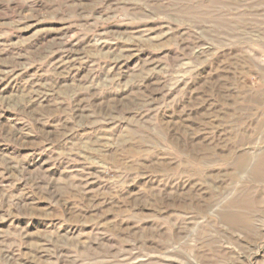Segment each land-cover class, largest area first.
Instances as JSON below:
<instances>
[{
  "label": "rangeland",
  "instance_id": "rangeland-1",
  "mask_svg": "<svg viewBox=\"0 0 264 264\" xmlns=\"http://www.w3.org/2000/svg\"><path fill=\"white\" fill-rule=\"evenodd\" d=\"M0 264H264V0H0Z\"/></svg>",
  "mask_w": 264,
  "mask_h": 264
}]
</instances>
